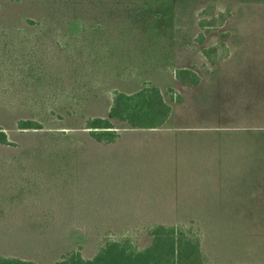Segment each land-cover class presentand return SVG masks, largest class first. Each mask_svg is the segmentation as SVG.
Returning <instances> with one entry per match:
<instances>
[{
    "label": "rangeland",
    "instance_id": "374dc122",
    "mask_svg": "<svg viewBox=\"0 0 264 264\" xmlns=\"http://www.w3.org/2000/svg\"><path fill=\"white\" fill-rule=\"evenodd\" d=\"M142 1L0 0L1 256L142 250L152 226L174 225L200 234L208 264H264V0ZM153 23L129 72L98 71L110 45L142 44L134 34ZM179 69L199 85L178 82ZM141 83L160 89L167 124L112 121L96 140L88 122L107 117L113 90Z\"/></svg>",
    "mask_w": 264,
    "mask_h": 264
},
{
    "label": "trees",
    "instance_id": "16d2710c",
    "mask_svg": "<svg viewBox=\"0 0 264 264\" xmlns=\"http://www.w3.org/2000/svg\"><path fill=\"white\" fill-rule=\"evenodd\" d=\"M157 1V0H155ZM149 0H143V7ZM153 2V0H152ZM212 23V22H210ZM157 26L155 23L150 25L149 30H143V33L134 34L141 38L142 44L134 42L120 44L117 42L116 47L110 45L108 53L106 55V61L103 63L102 73L109 69V73H114L115 68L118 71L120 66L127 65L126 70L116 71L112 74V79L120 78L121 74L125 75L128 69V65H134L138 61V57L135 56L138 46H143L145 41L152 39L155 35L152 29ZM133 26H128L127 29L123 28L124 36L133 35ZM152 33V34H151ZM126 34V35H125ZM131 47L133 50H130ZM215 48H212L205 53L214 52ZM3 53V51H0ZM23 56L13 61V64L22 66ZM140 64L145 61L139 60ZM94 63V61H93ZM100 62H95L94 66L99 67ZM4 62H0L3 65ZM17 66V67H18ZM85 64H79L78 68L82 69ZM91 68L88 70L90 73H94ZM15 77L18 72L14 73ZM38 75V72H35ZM40 74V73H39ZM9 75V74H8ZM17 78V77H16ZM20 78L24 80V74L20 73ZM175 78L178 82L197 87L199 85V77L195 72L188 69H179L175 72ZM86 96V93L84 94ZM113 100L107 117L93 118L88 122V129H91L90 133L96 140L107 139L112 136L114 125L112 121L121 123L130 129H157L162 128L167 124L171 107L166 103L164 97L157 86L151 83H141V87L132 90L130 92L113 90ZM17 129L23 130H37L40 125L30 120H18L16 123ZM0 145H9L6 135L0 129ZM64 161L63 163H67ZM60 168L56 167V172ZM150 238L149 244L142 250L135 249L129 240L124 241H110L105 243L100 250L90 259L82 257L78 250L68 251L61 255V257L53 264H208L203 253V247L201 243V236L198 233H194L192 229H185L179 226H164L154 225L149 231ZM0 264H36L32 261L22 260L18 258H9L0 255Z\"/></svg>",
    "mask_w": 264,
    "mask_h": 264
}]
</instances>
